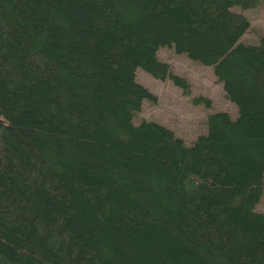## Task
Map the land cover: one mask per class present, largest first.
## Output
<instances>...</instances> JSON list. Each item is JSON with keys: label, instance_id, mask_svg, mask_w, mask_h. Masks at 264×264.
Segmentation results:
<instances>
[{"label": "trees", "instance_id": "16d2710c", "mask_svg": "<svg viewBox=\"0 0 264 264\" xmlns=\"http://www.w3.org/2000/svg\"><path fill=\"white\" fill-rule=\"evenodd\" d=\"M261 0H0V264H264ZM211 68L236 117L188 145L137 70ZM194 104H210L202 97Z\"/></svg>", "mask_w": 264, "mask_h": 264}, {"label": "rangeland", "instance_id": "374dc122", "mask_svg": "<svg viewBox=\"0 0 264 264\" xmlns=\"http://www.w3.org/2000/svg\"><path fill=\"white\" fill-rule=\"evenodd\" d=\"M243 14L249 20V29L239 42L257 43L258 36L264 35V0H261L257 8L244 11ZM157 56L173 74L186 80L187 93L181 92L169 80L156 81L144 71L137 70L135 81L152 94L155 100L141 103L140 112L134 116L136 124L143 120L156 122L172 130L177 138L190 145L197 136L206 132V116L210 113L224 112L232 118L236 117V107L227 100L211 68L192 63L168 48L159 49ZM198 97L207 99L210 107L194 104L192 99ZM258 202L255 210L263 215L264 191Z\"/></svg>", "mask_w": 264, "mask_h": 264}]
</instances>
